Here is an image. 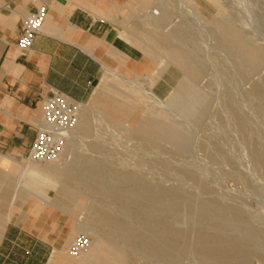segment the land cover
<instances>
[{
	"label": "rangeland",
	"instance_id": "rangeland-1",
	"mask_svg": "<svg viewBox=\"0 0 264 264\" xmlns=\"http://www.w3.org/2000/svg\"><path fill=\"white\" fill-rule=\"evenodd\" d=\"M149 6L123 32L151 68L103 73L61 159L20 179L41 173L90 237L64 264H264V0ZM169 66L183 78L161 99Z\"/></svg>",
	"mask_w": 264,
	"mask_h": 264
},
{
	"label": "crops",
	"instance_id": "crops-1",
	"mask_svg": "<svg viewBox=\"0 0 264 264\" xmlns=\"http://www.w3.org/2000/svg\"><path fill=\"white\" fill-rule=\"evenodd\" d=\"M150 2L0 0V264H64L62 250L75 239L74 217L54 199L58 190L41 182V173L20 179L42 120V99L53 88L85 105L103 73L136 75L143 63L151 68L147 52L123 32ZM40 5L48 7L43 31L30 50H22L24 20ZM123 58L133 67H121ZM182 78L169 66L154 94L168 98ZM45 194L51 201L43 200Z\"/></svg>",
	"mask_w": 264,
	"mask_h": 264
},
{
	"label": "built area",
	"instance_id": "built-area-1",
	"mask_svg": "<svg viewBox=\"0 0 264 264\" xmlns=\"http://www.w3.org/2000/svg\"><path fill=\"white\" fill-rule=\"evenodd\" d=\"M29 1L36 3L38 0ZM47 16L46 5L38 6L27 15L18 39L20 49L27 51L33 47L43 31ZM83 104L73 101L68 95L56 89H51V96L42 99V120L37 126V137L27 157L28 164H53L61 159L70 143L71 133L79 125ZM90 245L89 236L78 235L69 244L67 254L77 258L87 251Z\"/></svg>",
	"mask_w": 264,
	"mask_h": 264
},
{
	"label": "bare ground",
	"instance_id": "bare-ground-1",
	"mask_svg": "<svg viewBox=\"0 0 264 264\" xmlns=\"http://www.w3.org/2000/svg\"><path fill=\"white\" fill-rule=\"evenodd\" d=\"M154 11H157V10H154V9H152V8H150V9H148V10H142V12H143V14L145 15V16H152V15H154V14H158V12L157 13H155ZM128 27H125V30H128L127 29ZM125 35H127V34H125ZM128 36V35H127ZM186 62V61H185ZM189 67V66H188ZM73 133V132H72ZM72 133H71V135H70V141H71V138H72ZM25 162L27 163L28 162V160H25Z\"/></svg>",
	"mask_w": 264,
	"mask_h": 264
}]
</instances>
